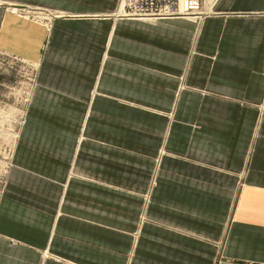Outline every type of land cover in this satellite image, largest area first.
Masks as SVG:
<instances>
[{
	"label": "crops",
	"instance_id": "crops-1",
	"mask_svg": "<svg viewBox=\"0 0 264 264\" xmlns=\"http://www.w3.org/2000/svg\"><path fill=\"white\" fill-rule=\"evenodd\" d=\"M119 5L0 0V264H264V0Z\"/></svg>",
	"mask_w": 264,
	"mask_h": 264
},
{
	"label": "rangeland",
	"instance_id": "rangeland-1",
	"mask_svg": "<svg viewBox=\"0 0 264 264\" xmlns=\"http://www.w3.org/2000/svg\"><path fill=\"white\" fill-rule=\"evenodd\" d=\"M204 1H205V3L203 5V9H204L203 14L199 15L198 19L196 20L198 23H202L207 17H209L211 15H217L218 14L217 12L214 11V7L216 6V4L218 3L219 0H214V2H213V0H204ZM11 12L14 13L16 16H18L19 18L24 19L26 21H30V22L39 21L40 23H43V19H45L44 21H46V23H49V21L54 18V16L52 14H50L49 11L44 12L43 15H41V14L38 15L37 13L34 14L32 10H28V9H24V10H20V11L14 10ZM176 19H188V18H176ZM0 66L2 68H8V69L10 68V64L8 62H5V61ZM27 66H29V65L24 64V67H25V69H24L25 73L24 74L30 78L32 73L34 72V66L33 65H31L30 67H27ZM35 69H36V67H35ZM16 88H19V87H16ZM19 90L22 93L19 95L17 100L13 99V101H12V104H17V107H16L17 117L12 119L11 123L9 122V124L6 125V127H0V136H2V139L4 141L6 140L7 143L13 141L15 139V137H17L19 130H20V127L23 124L24 107L28 101V95H29L28 82L26 81L24 87L21 86V88ZM7 91H6V88L5 89L1 88L0 89V96L2 95L4 97V94ZM1 145H3V144L1 143ZM10 151H11V149H9V148L7 149L6 146H2V148H0V188L4 183L5 174H6V170H7L8 163H9L8 158H6L8 156L6 153H9ZM3 156H4V158H2Z\"/></svg>",
	"mask_w": 264,
	"mask_h": 264
},
{
	"label": "built area",
	"instance_id": "built-area-1",
	"mask_svg": "<svg viewBox=\"0 0 264 264\" xmlns=\"http://www.w3.org/2000/svg\"><path fill=\"white\" fill-rule=\"evenodd\" d=\"M204 3V0H120L115 18L153 22L176 18L197 20L203 14Z\"/></svg>",
	"mask_w": 264,
	"mask_h": 264
}]
</instances>
